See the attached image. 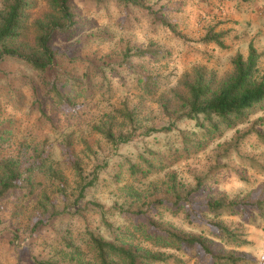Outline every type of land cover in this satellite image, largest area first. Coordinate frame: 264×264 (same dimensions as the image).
<instances>
[{"label": "rangeland", "instance_id": "rangeland-1", "mask_svg": "<svg viewBox=\"0 0 264 264\" xmlns=\"http://www.w3.org/2000/svg\"><path fill=\"white\" fill-rule=\"evenodd\" d=\"M36 1L29 12L32 20L59 17L46 0ZM7 2L0 0V10ZM68 8L71 21L60 20L49 43V74H38L21 59L0 60V127H5L0 161L15 163L23 185L22 191L0 198V264H94L91 238L113 240L116 232L127 235L122 242L149 253L195 264L171 249L145 243L136 226L145 219L200 235L216 242L221 254L260 264L262 219L249 224L238 213L222 212L216 219L247 245L219 242L207 225L189 223L183 212L173 216L149 208L146 190L167 170L148 175L141 185L129 175L126 159L137 161L139 154L152 159L147 151H158L181 192L195 203L264 200V104L235 128L219 125L220 134H214L199 131L194 121L165 120L158 103L137 86L147 79L157 95H167L196 66L221 76L231 71L237 53L247 55L250 43L261 54L264 70V0H69ZM210 29L226 33L222 46L202 42ZM139 51L149 54L139 56ZM52 74L65 83L91 86L93 97L85 98L89 95L83 91L71 100L74 107L54 106L44 89ZM35 95L49 121L33 106ZM125 105L133 122L122 116ZM107 122L113 125L114 143L99 132ZM167 127L172 130L164 133ZM69 137L83 181L65 164ZM169 146L177 148L174 157L165 154ZM184 146L190 149L187 154ZM41 151L48 155L44 166L26 169ZM198 214L217 221L206 210Z\"/></svg>", "mask_w": 264, "mask_h": 264}, {"label": "trees", "instance_id": "trees-1", "mask_svg": "<svg viewBox=\"0 0 264 264\" xmlns=\"http://www.w3.org/2000/svg\"><path fill=\"white\" fill-rule=\"evenodd\" d=\"M69 0H46L48 6L59 17L47 16L43 21L32 20L30 10L36 0H8L0 10V60L5 58H17L24 60L38 74L48 73L52 64V52L49 43L54 30L61 27L60 20L70 22L72 14L68 8ZM135 2V1H133ZM137 5L139 3H136ZM139 6V5H138ZM226 33H214L213 29L206 32L203 43H215L222 46V38ZM149 53L139 51V56ZM261 54L252 43L248 45V53L244 57L237 53L231 60L232 69L221 76L202 66H196L189 72H185L177 82V86L170 88L165 93L158 94L151 88L152 83L148 80H138L137 86L140 91L146 92L158 103L161 116L168 121H182L184 119L194 121L199 131H212L220 134L219 125L225 128H235L238 122H243L248 114L264 104V70L259 66ZM49 74V73H48ZM44 89L47 100H51L58 108L74 107L71 100L85 96L92 98V87H85L82 82H62L59 77L52 74L51 78L44 80ZM33 93L35 90L33 88ZM70 95V97H68ZM33 106L42 118L49 121L43 104L34 96ZM122 116L133 122V115L125 105ZM113 125L107 122L101 129L100 134L109 142L116 141ZM172 129L166 128V132ZM5 127H0V141L4 139ZM212 133V134H213ZM211 134V133H210ZM213 135H210L212 137ZM264 142V135L260 136ZM122 139H119L121 141ZM72 141L70 137L63 147L65 164L71 168L79 180H84V171L80 163L75 159L71 151ZM176 147H167L165 154L174 157ZM189 147L184 146L182 152L188 153ZM152 159L138 155L137 161L126 159L127 170L130 176L141 185L146 183V177L153 173L166 171L161 181L153 182L146 190V199L149 208L163 209L176 216L183 212L188 222L207 225V230L212 238L219 242L235 245H247L233 231L216 218L222 212L240 214L241 219L253 224L257 218L264 221V200L233 199L226 201L223 198L215 201L195 203L181 192L177 184V176L169 172L164 160L158 151H147ZM48 155L46 152L34 153L30 164L26 169L35 170L44 166ZM155 163H159L155 165ZM141 164V165H139ZM199 182V181H198ZM23 185L19 181V170L14 162L0 161V198L8 192L22 191ZM25 190H29L25 187ZM211 212L217 221L203 220L198 211ZM144 224H137L139 237L151 246L163 249H171L182 256L194 259L195 264H252L248 259L242 258L235 253L221 254V247L216 242L200 235H186L171 228L156 224L154 219H145ZM122 234V235H121ZM125 233L114 234L113 240L104 238H91L94 264H157L167 263L172 260L173 264L184 263L175 255L152 254L147 249H141L136 244L122 242L121 236ZM127 237V235L125 236Z\"/></svg>", "mask_w": 264, "mask_h": 264}, {"label": "built area", "instance_id": "built-area-1", "mask_svg": "<svg viewBox=\"0 0 264 264\" xmlns=\"http://www.w3.org/2000/svg\"><path fill=\"white\" fill-rule=\"evenodd\" d=\"M258 261L260 264H264V243L262 244V251L259 254Z\"/></svg>", "mask_w": 264, "mask_h": 264}, {"label": "crops", "instance_id": "crops-1", "mask_svg": "<svg viewBox=\"0 0 264 264\" xmlns=\"http://www.w3.org/2000/svg\"><path fill=\"white\" fill-rule=\"evenodd\" d=\"M264 233V232H263ZM262 238L264 239V234L262 235ZM264 243V242H263ZM261 251H262V248H261Z\"/></svg>", "mask_w": 264, "mask_h": 264}]
</instances>
